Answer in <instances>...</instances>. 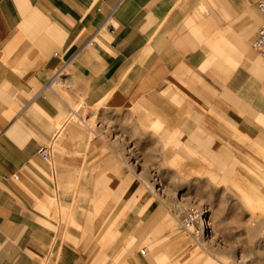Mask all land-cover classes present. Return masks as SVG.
I'll return each mask as SVG.
<instances>
[{
  "label": "crops",
  "instance_id": "obj_1",
  "mask_svg": "<svg viewBox=\"0 0 264 264\" xmlns=\"http://www.w3.org/2000/svg\"><path fill=\"white\" fill-rule=\"evenodd\" d=\"M191 2L0 0V264H153L146 240L171 238L149 230L161 208L122 157L113 155L116 170L65 121L61 94L90 103L175 95L185 113L175 123L180 108L168 109L170 124L201 143L212 140L202 129L209 107L195 95L206 88L235 131L223 142H264V64L250 53L256 0ZM215 159L237 162L228 150Z\"/></svg>",
  "mask_w": 264,
  "mask_h": 264
},
{
  "label": "rangeland",
  "instance_id": "obj_2",
  "mask_svg": "<svg viewBox=\"0 0 264 264\" xmlns=\"http://www.w3.org/2000/svg\"><path fill=\"white\" fill-rule=\"evenodd\" d=\"M253 36L251 32L250 53L264 64L252 49ZM195 95L209 107L210 126L202 129L212 140L201 143H188L193 132H181L178 125L170 124L168 109L179 106L175 123L185 113L175 95L151 91L128 102L107 96L90 103L61 94L72 110H65V121L86 131L88 140L96 141L95 150L111 164L116 163L113 155L121 156L127 177L133 182L137 177L139 190L152 193L158 202L162 221L149 230L167 231L171 238L146 240L153 264H264V142L249 144L238 136L230 147L223 141L235 131L212 104L215 93L205 88ZM260 124L264 131V120ZM225 150L237 158L234 165L224 167L215 159ZM193 208L204 213L209 223L198 242L176 223Z\"/></svg>",
  "mask_w": 264,
  "mask_h": 264
},
{
  "label": "built area",
  "instance_id": "obj_3",
  "mask_svg": "<svg viewBox=\"0 0 264 264\" xmlns=\"http://www.w3.org/2000/svg\"><path fill=\"white\" fill-rule=\"evenodd\" d=\"M256 9L261 15L262 21L256 27L255 35L252 41V49L255 53L264 60V0H256ZM51 146H43L39 149L38 154L42 160L47 161L49 159ZM14 180L18 179V176H13ZM205 215L199 209H187L184 214L176 218L178 227L186 232L193 240L198 242L200 238L206 233ZM206 225V228L204 226Z\"/></svg>",
  "mask_w": 264,
  "mask_h": 264
},
{
  "label": "bare ground",
  "instance_id": "obj_4",
  "mask_svg": "<svg viewBox=\"0 0 264 264\" xmlns=\"http://www.w3.org/2000/svg\"><path fill=\"white\" fill-rule=\"evenodd\" d=\"M205 222H206V225L208 226V225H209V223H208V220H207V218H205ZM206 225L204 226V228H206Z\"/></svg>",
  "mask_w": 264,
  "mask_h": 264
}]
</instances>
